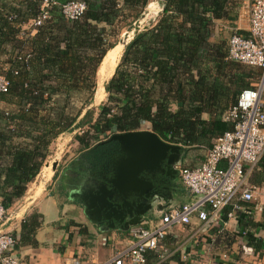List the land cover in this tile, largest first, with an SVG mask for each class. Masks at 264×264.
Segmentation results:
<instances>
[{
	"label": "trees",
	"instance_id": "1",
	"mask_svg": "<svg viewBox=\"0 0 264 264\" xmlns=\"http://www.w3.org/2000/svg\"><path fill=\"white\" fill-rule=\"evenodd\" d=\"M83 1L79 19L66 20L54 7L30 35L26 27L41 0H0V77L8 84L0 93V203L7 211L25 196L63 133L86 127L77 138L78 165L105 163L118 150L104 140L144 125L186 150L210 149L233 130L223 116L260 76L228 60V42L214 38L217 22L237 19L240 0H160L156 21L125 46L96 117L92 109L82 115L93 104L106 53L151 0ZM260 164L264 182V159ZM39 227L37 214L28 217L22 241ZM247 244L262 247L260 241ZM157 252L148 251L146 261Z\"/></svg>",
	"mask_w": 264,
	"mask_h": 264
},
{
	"label": "crops",
	"instance_id": "2",
	"mask_svg": "<svg viewBox=\"0 0 264 264\" xmlns=\"http://www.w3.org/2000/svg\"><path fill=\"white\" fill-rule=\"evenodd\" d=\"M250 3L251 0H240L237 19L227 24L226 29L231 35L234 32L242 37L249 35ZM147 10L149 18L155 13L159 15L160 0H151ZM219 26L225 24L217 22L216 29ZM252 68L260 73L261 78V70ZM98 72L99 69L97 75ZM259 80L258 77L254 84L257 85ZM102 101H96V104ZM208 150L184 149L180 167L198 166ZM263 159L256 166L245 168L240 190L215 216L206 208V221L193 216L188 225L173 226L157 250L158 257L150 253L146 264H264V182L259 179ZM224 165V162L220 163V167ZM51 167L52 164L46 165V168ZM57 169L51 171L48 177L42 176L40 171L25 196L7 211V220L0 225V233H10L15 237L11 253L18 264H108L115 252L129 246L134 228L128 231L117 228L101 230L100 225L91 223L81 206L55 191ZM176 179L166 196L167 200L159 203L161 210L146 217L141 225L154 227L163 213L190 201V194L182 186L178 175ZM244 189L253 193L251 202L240 199V192ZM33 214L39 216L40 227L32 239L22 241V226ZM249 240L260 241L262 247L249 246Z\"/></svg>",
	"mask_w": 264,
	"mask_h": 264
},
{
	"label": "built area",
	"instance_id": "3",
	"mask_svg": "<svg viewBox=\"0 0 264 264\" xmlns=\"http://www.w3.org/2000/svg\"><path fill=\"white\" fill-rule=\"evenodd\" d=\"M56 7L66 20H77L85 11L83 0H41L40 12L27 29L30 35L51 18ZM228 60L261 70L260 82L253 89L239 94L236 104L223 116L234 124L233 130L212 143L204 160L196 167H177L178 178L190 194V201L163 213L151 228L139 225L131 231L128 247L119 249L108 264H146V253L157 251L173 226L188 225L193 216L200 221L223 208L241 188L246 167H254L264 158V0H251L249 36L233 33L228 40ZM7 82L0 77V93L6 92ZM224 162V167L220 163ZM240 199L253 200V193L244 189ZM7 210L0 203V225L7 220ZM16 239L10 233H0V264H18L11 251Z\"/></svg>",
	"mask_w": 264,
	"mask_h": 264
},
{
	"label": "water",
	"instance_id": "4",
	"mask_svg": "<svg viewBox=\"0 0 264 264\" xmlns=\"http://www.w3.org/2000/svg\"><path fill=\"white\" fill-rule=\"evenodd\" d=\"M148 6L133 23L132 30L120 39L123 49L156 19L158 13L142 26L148 17ZM98 86L99 83L93 103L96 102ZM110 142L118 150L108 167L111 177L96 187L90 185L70 190L68 199L81 206L83 214L91 223L100 225L101 230L117 228L128 231L161 210L159 203L167 200L171 188V182L166 178L174 180V175H178L177 167L184 156V148L165 142L151 130L114 133L103 141ZM57 167L58 162H53L52 172Z\"/></svg>",
	"mask_w": 264,
	"mask_h": 264
},
{
	"label": "rangeland",
	"instance_id": "5",
	"mask_svg": "<svg viewBox=\"0 0 264 264\" xmlns=\"http://www.w3.org/2000/svg\"><path fill=\"white\" fill-rule=\"evenodd\" d=\"M148 19H145L142 23L143 25H146L148 22ZM228 28L227 25L225 26H219L218 29H215V33H214V38L215 39H221L223 41H225L226 43L228 42L231 34L230 32L226 29ZM132 29L131 28H125L121 31L120 35L117 37L116 39V46L119 44L120 39H122V36L125 33H129ZM124 50V49H123ZM122 54V52H121ZM120 54V55H121ZM120 56L118 58H116V60L114 61L115 66H114V70L115 67L117 65V61L119 60ZM101 69V65L99 68V72L98 75H96L97 78V83H99V88H98V92L96 95V101L99 102L101 100H103L100 104H91L89 106H86L83 111H82V115L89 109H92L94 111V117H96L99 108L101 107V104H103V102H105L106 100V94L104 93V85L106 84V82L109 80V77L104 79V76H106V74H103V71L100 70ZM112 76V75H111ZM260 79V76H259ZM260 82V80H259ZM262 101L264 100V93H263V97H262ZM86 129V127L81 128V129H76L72 132L69 133H63L62 135H60L51 145L50 147V156L47 158L46 162L44 163L43 167L46 165H51L53 164V162L57 161L58 162V172L56 173L55 177H54V183H55V191L58 193H60L66 200L68 199V195L70 190L69 187V178H66L68 176V174H72L71 172L73 171V169L75 167H77V164H75L76 160L81 156L82 152V147L81 145L78 143V136H80L84 130ZM142 130H149V126L148 125H144L142 127ZM67 175V176H66Z\"/></svg>",
	"mask_w": 264,
	"mask_h": 264
},
{
	"label": "flooded vegetation",
	"instance_id": "6",
	"mask_svg": "<svg viewBox=\"0 0 264 264\" xmlns=\"http://www.w3.org/2000/svg\"><path fill=\"white\" fill-rule=\"evenodd\" d=\"M118 151H114L110 155L108 160L105 163L95 162V163H83L77 164V167L73 169L72 174H68L66 178H69V187L70 189H78L82 186H93L96 187L99 184H104L107 179L111 177V171L108 169L110 166L111 159L117 156ZM82 157V155H81ZM80 157V158H81ZM79 158V160H80ZM78 161V159L76 160ZM175 179L166 178L167 182H171V186L175 185L177 175H174Z\"/></svg>",
	"mask_w": 264,
	"mask_h": 264
},
{
	"label": "bare ground",
	"instance_id": "7",
	"mask_svg": "<svg viewBox=\"0 0 264 264\" xmlns=\"http://www.w3.org/2000/svg\"><path fill=\"white\" fill-rule=\"evenodd\" d=\"M123 51V48L120 44H118L117 46H115V48H113L112 50H110L106 56L104 57L102 63H101V71H103V74H106V76H104V79L107 77H110L113 72H114V66L115 63L114 61L116 60V58H118L121 54V52ZM52 171V167L51 168H44L42 170V176L44 177H48L50 176Z\"/></svg>",
	"mask_w": 264,
	"mask_h": 264
}]
</instances>
